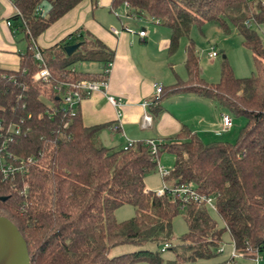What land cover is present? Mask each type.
<instances>
[{"label":"trees","instance_id":"1","mask_svg":"<svg viewBox=\"0 0 264 264\" xmlns=\"http://www.w3.org/2000/svg\"><path fill=\"white\" fill-rule=\"evenodd\" d=\"M87 1L96 8L94 0H11L16 15L9 24L27 46L17 70L0 68V123L19 126L21 134L13 135L14 142L0 153V160L11 153L18 158L15 166L25 162V171L9 180L0 171V215L20 230L31 264H199L221 256L226 233L244 259L264 257V44L255 30L264 26V2L112 0L111 13L128 3V17L147 16L169 29L172 54L194 27L215 24L226 33L233 27L253 55L255 75L236 77L224 57L221 79L211 84L202 76L191 42L188 80L164 87L160 98L153 99L150 114L163 112L165 99L192 93L215 101L246 124L233 143H205L183 126L153 155L146 142L127 150L106 147L101 133L112 124L86 127L79 107L74 114L63 110L55 92L58 83L104 78L103 72H79L77 65L114 62V51L83 28L52 48L36 46L52 26ZM72 42L80 48L68 56L65 48ZM36 49L51 73L48 83L34 79L41 69ZM163 154L174 157V166L162 178L166 190L159 196L148 190L146 177L158 170ZM185 185L199 196L213 198L215 210L205 202H184L173 195ZM124 206L134 207L135 217L118 221L116 212ZM178 216H183L188 232L174 245ZM165 245L174 254L169 263L163 257ZM122 246L139 249L113 256Z\"/></svg>","mask_w":264,"mask_h":264},{"label":"crops","instance_id":"2","mask_svg":"<svg viewBox=\"0 0 264 264\" xmlns=\"http://www.w3.org/2000/svg\"><path fill=\"white\" fill-rule=\"evenodd\" d=\"M0 9V68L17 70L20 55L26 47L20 44L23 37L18 39V34L9 24L16 10L11 0H0ZM94 11L91 2H85L52 26L37 40L36 46L42 50L52 48L83 28L114 51L108 94L120 98L122 106L118 109L110 104L104 92L93 94L78 106L86 127L112 124V128L101 133V141L106 147L122 149L128 142H162L180 133L183 126L189 127L205 143L222 141L223 138L228 140L226 142L233 141L234 122L232 128L217 135L223 131V116L231 115L211 99L192 93L177 94L162 101L163 112L157 116L151 115L145 106L155 98L156 85L171 87L179 80H188L186 54L183 56V52L181 54L178 50L173 54L170 52L169 29L147 18H127L124 15L114 20L110 15L98 16ZM118 22L121 26L116 25ZM128 28H133L135 33L125 31ZM113 30L120 33L114 34ZM144 30L146 37L141 38L138 33ZM87 64L89 69L85 72L90 74L101 73L106 67L97 63ZM202 76L204 78L203 73ZM146 115L151 117L150 122L145 121ZM114 125H120V128L115 130ZM223 254L224 250L220 257L211 261L219 264L228 260Z\"/></svg>","mask_w":264,"mask_h":264},{"label":"rangeland","instance_id":"3","mask_svg":"<svg viewBox=\"0 0 264 264\" xmlns=\"http://www.w3.org/2000/svg\"><path fill=\"white\" fill-rule=\"evenodd\" d=\"M96 3L95 13L98 16H112L114 20L118 19L116 14H111V3L112 0H94ZM0 11H2L0 9ZM128 12V11H127ZM126 12V13H127ZM125 12L119 11V17H124ZM93 13L91 14V18ZM135 17V15H133ZM147 19L151 20L146 16ZM126 18H124L125 20ZM144 20V19H143ZM144 22V21H143ZM117 26H121V23L118 22ZM255 30L259 33L262 38L264 44V26L255 27ZM128 31H133V28H128ZM20 39L23 37L22 34L17 35ZM193 42L195 44V48L197 51V55L200 58L202 73L207 82L211 84H217L221 79V67L223 63V58L226 57L228 63L234 71V74L238 78H249L255 75V63L253 59L252 53L243 45L242 37L237 33V31L230 27V33H226L219 25L208 24L202 29L194 27L191 30L189 37H184L180 40L178 52H183V56L187 53L186 50L189 47L190 43ZM20 44H23L26 47L24 41H20ZM217 52L219 54L216 60H212L210 58V53ZM178 59V57H177ZM182 62V61H181ZM89 64L77 65L76 68L79 72H85L88 70ZM234 122V135L233 142L236 141L240 130L245 126L246 120L242 117H236L234 115L230 116ZM225 140V141H224ZM223 142L228 140L224 139ZM231 142V141H230ZM161 166L165 169V171L169 172L174 166V157L169 154H163L160 159ZM146 182L148 188L153 192L158 193L159 191L164 189L162 176L159 171L151 172L146 177ZM210 215L213 219L220 225V227H224V224L218 214L211 210ZM135 217V209L132 206H124L117 210L116 218L119 221H127ZM188 232L187 224L183 218V216H178L174 221V238L173 244H179L180 239ZM147 248L155 249L154 245H148ZM139 248L134 246H122L115 249L112 252V255H121L123 253H129L132 251H137ZM220 250H224V258H231V254L234 251L233 243L229 233H226L223 238V244L220 247ZM256 256V255H255ZM254 256V257H255ZM163 257L166 263H169L174 260L173 252L165 251L163 253ZM228 259V260H229ZM264 259V257H263ZM226 260V261H228ZM217 261V260H216ZM225 262V261H224ZM215 261L211 262H201L200 264H214ZM222 263V262H221ZM237 264H255L253 260H240L237 261ZM264 264V262H262Z\"/></svg>","mask_w":264,"mask_h":264},{"label":"built area","instance_id":"4","mask_svg":"<svg viewBox=\"0 0 264 264\" xmlns=\"http://www.w3.org/2000/svg\"><path fill=\"white\" fill-rule=\"evenodd\" d=\"M264 2V0H261ZM130 9V5L127 3L124 6L123 11L125 12V17H128V14L126 13ZM115 14L119 17V11H116ZM132 18V17H131ZM129 33H135L134 31H128ZM114 34H119L120 32L117 30H113ZM138 35L141 38L146 37V31H140ZM36 60L40 64V71L35 75L34 79L36 81H43L45 83H48L51 78V73L46 65V62L44 61V58L41 54L40 51L36 49V54H35ZM210 58L212 60H215L218 58V53L213 50L212 53H210ZM113 63H109L104 71V78L101 80H80L77 82H63V83H58L55 85V92L59 99L61 100L62 108L65 111H71L72 114L77 110L78 106L80 103L91 97L93 94L97 92H104L106 94L107 100L110 104L115 106L116 108H120L122 106V100L120 98H115L114 96H111L108 94V79L109 75L111 72ZM163 91V87L160 85L155 86V98L154 99H159L161 96V93ZM153 105V102L151 103H145V106L149 108L150 106ZM53 110V109H52ZM119 116H120V111H118ZM145 121L150 122L151 117L149 115L145 116ZM233 127V121L229 116H223V131H219L217 135H221L223 132L226 130H229L230 128ZM120 128V125H117L115 127V130ZM21 134V128L19 126H15L13 124H9L4 126L2 123H0V153L5 151L7 149V146L9 143L14 142V137L13 135L19 136ZM135 143L133 142H128L126 147L124 148L125 150L132 148ZM148 146H150V150L153 155H156L158 153V148L159 145L161 144V141H148L146 142ZM18 161V158L14 156L11 153H7L5 157L1 158L0 160V171L4 177L5 180H9L13 178L17 173H24V161H20L19 166H15L14 162ZM29 163L32 162V159L28 160ZM158 171L162 178L167 176L169 172L165 171V169L159 164L158 166ZM166 190V187L164 185V189L159 191L157 194L159 196L164 195ZM174 196H179L184 202L188 200H194L196 202L200 203H206L211 209L215 210V202L214 199L211 197H206V196H199L197 195L193 189L192 186H180L176 190L172 191ZM168 248H170V245H165L162 248V252H165ZM223 250H220V253H222ZM244 254L238 253L235 248L234 251L231 255V258L228 261L219 263V264H237V261L244 259ZM255 264H262L264 262V259L262 256L256 255L252 259Z\"/></svg>","mask_w":264,"mask_h":264},{"label":"water","instance_id":"5","mask_svg":"<svg viewBox=\"0 0 264 264\" xmlns=\"http://www.w3.org/2000/svg\"><path fill=\"white\" fill-rule=\"evenodd\" d=\"M80 44L65 48L68 56L73 55ZM0 264H31L28 245L17 226L0 215Z\"/></svg>","mask_w":264,"mask_h":264}]
</instances>
